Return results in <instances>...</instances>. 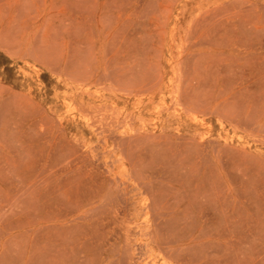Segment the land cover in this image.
<instances>
[{
  "label": "rangeland",
  "instance_id": "obj_1",
  "mask_svg": "<svg viewBox=\"0 0 264 264\" xmlns=\"http://www.w3.org/2000/svg\"><path fill=\"white\" fill-rule=\"evenodd\" d=\"M0 264H264V0H0Z\"/></svg>",
  "mask_w": 264,
  "mask_h": 264
}]
</instances>
